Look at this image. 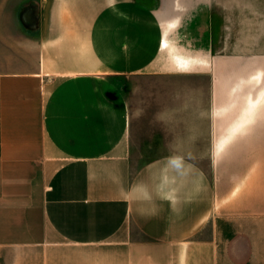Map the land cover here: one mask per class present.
Masks as SVG:
<instances>
[{
	"label": "crops",
	"instance_id": "1",
	"mask_svg": "<svg viewBox=\"0 0 264 264\" xmlns=\"http://www.w3.org/2000/svg\"><path fill=\"white\" fill-rule=\"evenodd\" d=\"M255 2L0 0V264H264Z\"/></svg>",
	"mask_w": 264,
	"mask_h": 264
},
{
	"label": "rangeland",
	"instance_id": "2",
	"mask_svg": "<svg viewBox=\"0 0 264 264\" xmlns=\"http://www.w3.org/2000/svg\"><path fill=\"white\" fill-rule=\"evenodd\" d=\"M224 1L227 3L226 4V6L228 7L227 9H230V7H231L230 0H224ZM248 1H256L255 2L256 4H260V7H261L260 11L262 10V6L264 4V0H248ZM206 80H207V76H206ZM188 81H196V80L191 79V80H188Z\"/></svg>",
	"mask_w": 264,
	"mask_h": 264
},
{
	"label": "snow or ice",
	"instance_id": "3",
	"mask_svg": "<svg viewBox=\"0 0 264 264\" xmlns=\"http://www.w3.org/2000/svg\"><path fill=\"white\" fill-rule=\"evenodd\" d=\"M164 46H166V45H164Z\"/></svg>",
	"mask_w": 264,
	"mask_h": 264
}]
</instances>
